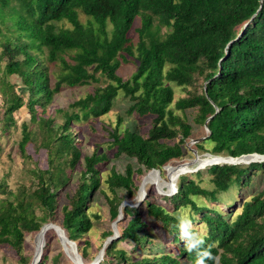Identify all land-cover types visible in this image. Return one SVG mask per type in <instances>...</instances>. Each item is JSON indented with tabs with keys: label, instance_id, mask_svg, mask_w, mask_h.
<instances>
[{
	"label": "trees",
	"instance_id": "obj_1",
	"mask_svg": "<svg viewBox=\"0 0 264 264\" xmlns=\"http://www.w3.org/2000/svg\"><path fill=\"white\" fill-rule=\"evenodd\" d=\"M133 30L137 43L131 41ZM0 48V121L10 125L14 113L27 105L37 127L22 124L19 150L27 156L33 143L37 151L46 150L47 161V168L32 170L30 185L13 190L5 179L0 182V247L13 251L17 264L32 262L24 251L26 236L46 223L63 228L88 257L91 241H77L93 227L88 203L102 185L101 166L110 156L99 149L83 154L72 127L107 114L120 91L129 99L128 114L152 119L141 132L121 127L119 117L110 131L108 148L138 163L136 169L126 164L124 172L111 168L106 182L112 196L105 194L113 220L123 201L118 188L133 196L139 187L135 173L162 170L192 153L188 140L207 120L209 133L195 142L198 149L216 156L264 155V0H0ZM122 63L136 65L128 78L119 74ZM13 75L21 78L22 90L8 78ZM84 85L93 90L56 109L62 118L56 122L48 109L55 94L63 86ZM175 85L185 95L174 102ZM260 173L264 161L213 164L183 174L177 192L161 196L164 203L149 193L142 207L127 205L120 237L104 251L116 263L105 258L101 264H264V187L251 192ZM220 203L228 209H219ZM143 208L160 222L178 253L136 254L154 238ZM111 235L112 230L103 233ZM122 240L134 244L135 255L118 247ZM158 245L152 243L150 251ZM47 248L38 264H47ZM62 255L58 252L52 262Z\"/></svg>",
	"mask_w": 264,
	"mask_h": 264
},
{
	"label": "rangeland",
	"instance_id": "obj_2",
	"mask_svg": "<svg viewBox=\"0 0 264 264\" xmlns=\"http://www.w3.org/2000/svg\"><path fill=\"white\" fill-rule=\"evenodd\" d=\"M81 19L84 21L86 19V16L81 13ZM65 26H69L70 24L68 22H64ZM139 24V19L136 21V25ZM131 41L133 43H137L138 41V33L133 30L131 33ZM1 51V48H0ZM2 69L4 68V63H2ZM52 69H55L54 66L51 67ZM136 65L135 63H122V66L119 69V74L123 76L124 78H128L131 73L135 70ZM51 71V69H50ZM2 70L0 72V76H2ZM12 82L18 83V89L22 90V80L17 75H13L11 77H8ZM55 79L52 77V84H54ZM201 80H199V83ZM1 85V82H0ZM93 90V85H84V86H75V87H69V86H63L61 90L55 94L53 101L48 105L49 112L52 116H56V122L61 123L62 118L61 115L57 112L56 109L58 108H67L69 107V104L73 102L74 100L78 99L79 97L85 96V94L89 91ZM175 91V100L180 97L184 96L185 92L181 86H174ZM120 95L115 99L114 105L107 114L102 115L101 117H91L87 120H84L81 124L74 125L72 127L73 131H75V134L77 136L78 140H81L79 142V146L82 147L83 154H91L94 149H99L102 151L109 150V159L107 162H105L101 166L102 170V185L100 186V189L96 190L92 201L88 203L90 204L89 210L91 211V218L93 221V227L89 232H87L83 238L78 240L77 242L80 245L84 244V240L91 241V245L89 246L88 250V257L84 259L81 254L79 253V246L76 247V244L70 242L67 240L66 234L62 231L59 233L57 230L50 228L45 233V243L44 247L48 245L47 253L49 255V259L47 261V264H101L104 259L113 261V263H116L113 257H106L102 250L103 247L106 248V246L109 244L110 241H108L109 237L103 236V233L107 230H112L113 235H115L114 239H118L120 237L122 228L124 222L126 221V217L124 218V214L122 213V210L127 205L132 207H142L143 203L138 204V196L139 192L142 188V183L144 178L148 177L153 172L145 171L140 176L135 173L134 177L136 178V182L138 184V189L134 192L133 196H126L123 189L118 188L119 195L123 198V201L121 203V214L120 219L115 222L110 216V209H109V202L108 198L106 197L107 193L109 196H112V192L109 190V184L106 182L108 179L111 168L115 167L117 171L124 172L126 164L131 163L134 166V169L138 167V163L135 158H129L123 154L121 155H115L114 149H109V143H110V131L114 129L115 126H117L118 118L122 117V123L121 127L123 126H130L132 128H138L141 132H146L148 128L150 127V122L152 117L149 115L146 116H139L138 113L134 114H128L127 109L130 106L129 99L120 91ZM25 99H27V94ZM3 95L0 91V116L2 117L4 114V105H3ZM173 102V103H174ZM173 107V105H172ZM39 113L41 108L38 106ZM177 113H180V111H176ZM189 120L192 122V115H190ZM12 123L7 126L5 121H0V182L5 179L8 187L15 190L20 184H28L30 185L33 182V174L32 170L35 167L39 168H47V161H46V150L41 148L38 150L36 148V145L33 143H29L27 145V156L23 155L21 151L19 150V141L22 137V124L28 123L30 128L35 129L37 127L36 122L31 120V114L29 112V109L27 108V105H24L20 110L16 111L14 113V120L11 121ZM195 126V124H194ZM209 131L206 127V125H198L195 126V130L193 133V137L188 140V145L190 148V151L192 153H189L187 156L181 158V159H173L169 163L165 164L162 167V170L159 172L158 177H153V179H146V191L145 195H148L149 193H154V196L158 199L159 202L164 203L163 195H173L175 192H177L178 189V183L180 177L183 174L192 173L193 171L197 170H205L208 167H210V161L205 162L204 160H208L209 158H217L219 156H216L217 154L212 153L211 151L206 149H198L196 146H194L195 141L197 138H202L208 135ZM199 140V141H201ZM207 147H211V144L206 143ZM208 153H212L215 155H209ZM196 154L199 155L200 159L203 160V162L197 161L193 162L188 166V169L190 171H185L184 173H180L175 180V185L172 186L170 183H172L173 179L170 178L168 170L165 168L166 165L170 163L171 166H178L185 162H191L195 159ZM220 155H223L224 157H227V153H219ZM227 154V155H226ZM29 155V157H28ZM212 156V157H211ZM239 157V156H237ZM251 156L245 157L243 160L246 163L252 162V161H264V158H250ZM242 161V162H243ZM205 166V167H204ZM197 167H200L196 170ZM81 167L79 166L77 170H75V174L73 176V179L71 183L68 185V190H73L74 188V182L79 177V169ZM205 178H208L206 175V172H204ZM208 185V182H207ZM264 187V173H260V176H255L251 192L253 189L263 188ZM104 194L102 191H104ZM64 192V190L62 189ZM239 193V190H238ZM237 196V192L235 193ZM66 201V196L63 195L61 197V202L63 203ZM200 201L204 202L205 204H210L209 201L203 199H200ZM167 208H172V205L167 201L166 203ZM212 205V204H210ZM220 206L217 207L219 209H228L227 206H223L222 203L219 204ZM236 202L233 205L236 209L238 207ZM232 206V207H233ZM95 214H98L99 216H95ZM141 215L148 223V230H150L153 235V242H158L159 245L154 249L150 251V246H152V243L148 245L147 249H141L138 248L136 254L137 255H157L162 251H172L174 250L175 253H178L177 246H174L173 244L169 243V237L167 236V233L161 229L160 222L154 220L153 218L149 217L147 214L146 208H143L141 210ZM124 218V219H123ZM124 220V221H123ZM122 221V223H120ZM115 222V223H114ZM195 223V222H194ZM193 223V224H194ZM190 225V224H189ZM115 228V230H113ZM160 233L162 236H160ZM39 232H33L29 233L26 236L25 240V254L30 255L32 257V260L34 256L36 255L37 251V237ZM43 247V249H44ZM118 247H124L127 250H129L133 255H135V252H133L134 244L127 241H120L118 243ZM58 252H63V255L61 259L57 263L52 262V257L56 255ZM18 256L8 248L0 247V264H17ZM110 264V263H108ZM112 264V263H111Z\"/></svg>",
	"mask_w": 264,
	"mask_h": 264
},
{
	"label": "bare ground",
	"instance_id": "obj_3",
	"mask_svg": "<svg viewBox=\"0 0 264 264\" xmlns=\"http://www.w3.org/2000/svg\"><path fill=\"white\" fill-rule=\"evenodd\" d=\"M249 156H251L250 158L252 159V158H254V157H256V158H264L263 156H260V155H256V154H254V155H249ZM212 157V156H211ZM247 157V156H246ZM241 159H245V157L244 158H241ZM241 159H238V160H241ZM211 160V161H210ZM233 161V158H230V157H224V156H219V157H217V158H209L208 160H204V163L205 162H208V161H210V163L211 162H225V161ZM236 159H234V161H235ZM197 161H200V162H203V160H201L200 159V157H199V155L198 154H196V156H195V159L193 160V161H191V162H185V163H182L181 165H178V166H171V165H168V166H166L165 168L168 170V172H169V175H170V178H172L173 179V181H172V183H170V185H172V186H174L175 185V180H176V177L180 174V173H184L185 171H190L189 169H188V166L191 164V163H193V162H197ZM150 172H153L152 174H150L147 178L145 177L144 178V180H143V183H142V188H141V190H140V192H139V196H138V201L140 200V199H142L143 198V196L145 197L146 195H145V191H146V179H153V177H158L159 176V173L158 172H155V171H150ZM177 181V180H176ZM176 184H177V182H176ZM53 224H55V223H53ZM50 228H53V229H55V230H57L59 233L61 232V227L59 226V225H57V224H55V225H51L50 227H48L47 229H45V231H44V237H45V233H46V231L48 230V229H50ZM114 230H115V228H114ZM37 251H36V256H38L39 255V253H40V251H41V249H43V247H44V243H45V239L43 240V242L44 243H42V240H41V234H38V237H37ZM104 254V253H103Z\"/></svg>",
	"mask_w": 264,
	"mask_h": 264
},
{
	"label": "water",
	"instance_id": "obj_4",
	"mask_svg": "<svg viewBox=\"0 0 264 264\" xmlns=\"http://www.w3.org/2000/svg\"><path fill=\"white\" fill-rule=\"evenodd\" d=\"M207 122H208V120L206 121V123H205V125H206V127L208 126L207 125ZM202 138H197L195 141H199V140H201ZM209 155H215V154H212V153H208ZM254 154H256V155H260V156H263L264 157V155H262V154H259V153H250V154H243V155H240L239 157H234V156H232V155H227V157H230V158H233V161H225V162H211L210 163V165H213V164H218V163H239V162H242L243 161V159H241V158H244V157H246V156H249V155H254ZM234 159H236L235 161H234ZM238 159H241V160H238ZM244 162V161H243ZM205 167V166H204ZM200 167H197L196 168V170L197 169H199ZM151 171H155V172H160V170L159 169H156V168H154V169H152ZM144 196H143V198L142 199H140L139 201H138V204H140L143 200H144ZM123 213V212H122ZM120 216H122V214H121V205H120V207H119V215H118V217L115 219V222H117L119 219H120ZM114 222V223H115ZM51 225H55V224H53V223H46L45 225H43L42 226V228H41V230L39 231V234H41V240H42V243H44L43 242V240H44V231H45V229H47L48 227H50ZM62 231L65 233V230L62 228ZM115 233V232H114ZM113 233V234H114ZM115 238V235H111L110 237H109V239H108V241H112L113 239ZM67 240L68 241H70V242H72V243H74L75 244V242H73L72 240H70L68 237H67ZM104 249L102 250V253H104V251H105V247H103ZM42 255H43V249H41V251H40V253H39V255L38 256H34V258H33V260H32V262L30 263V264H38V262L41 260V257H42Z\"/></svg>",
	"mask_w": 264,
	"mask_h": 264
},
{
	"label": "clouds",
	"instance_id": "obj_5",
	"mask_svg": "<svg viewBox=\"0 0 264 264\" xmlns=\"http://www.w3.org/2000/svg\"><path fill=\"white\" fill-rule=\"evenodd\" d=\"M199 264H203V261L201 260V261L199 262Z\"/></svg>",
	"mask_w": 264,
	"mask_h": 264
}]
</instances>
